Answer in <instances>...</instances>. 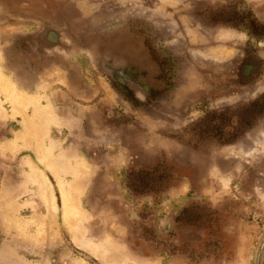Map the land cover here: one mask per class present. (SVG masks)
Returning <instances> with one entry per match:
<instances>
[{"label":"rangeland","instance_id":"obj_1","mask_svg":"<svg viewBox=\"0 0 264 264\" xmlns=\"http://www.w3.org/2000/svg\"><path fill=\"white\" fill-rule=\"evenodd\" d=\"M37 18L144 38L165 103H128L83 54H36ZM0 84V264H252L264 0H0Z\"/></svg>","mask_w":264,"mask_h":264},{"label":"water","instance_id":"obj_2","mask_svg":"<svg viewBox=\"0 0 264 264\" xmlns=\"http://www.w3.org/2000/svg\"><path fill=\"white\" fill-rule=\"evenodd\" d=\"M37 29L26 37V43L41 56L69 57L83 54L92 69L112 80L119 79L116 73L123 75L130 66V59L142 49L141 44L122 29H108L94 32H81L70 27L57 28L42 19L36 20ZM138 51V52H137ZM134 56V57H133ZM122 62L116 67L110 59ZM264 251V234L254 252L252 264H261Z\"/></svg>","mask_w":264,"mask_h":264},{"label":"flooded vegetation","instance_id":"obj_3","mask_svg":"<svg viewBox=\"0 0 264 264\" xmlns=\"http://www.w3.org/2000/svg\"><path fill=\"white\" fill-rule=\"evenodd\" d=\"M140 44L142 47L140 51L143 53H137L133 59L131 57L126 73L123 75L116 73L120 82L109 79V84L124 100L136 107L162 106L170 82L168 61L164 53L159 54L144 38ZM109 63L114 67L122 65L121 61L114 58L110 59ZM245 67L247 69L242 70V73L247 76L255 74L254 67L247 63Z\"/></svg>","mask_w":264,"mask_h":264},{"label":"bare ground","instance_id":"obj_4","mask_svg":"<svg viewBox=\"0 0 264 264\" xmlns=\"http://www.w3.org/2000/svg\"><path fill=\"white\" fill-rule=\"evenodd\" d=\"M0 85H2V84H0ZM1 87H2V86H1ZM5 89H6V88H5ZM2 90H3V89H2ZM6 90H7V89H6ZM0 91H1V90H0ZM7 93H9V92H7ZM5 100H6V99H5ZM19 102H20V101H19ZM20 103H21V102H20ZM20 105H21V104H20ZM21 106H22V105H21ZM21 108H22V107H21ZM43 150H44V149H43ZM45 159H46V158H45ZM40 180H43V181H44V179H42V177H40ZM40 180H39V181H40ZM44 182H46V179H45ZM39 183H41V182H39ZM42 183H43V182H42ZM48 185H49V184H48ZM43 186H44V185H43ZM48 187H49V186H48ZM48 187H46V188H48ZM43 188L45 189V187H43ZM45 191H46L47 194H48V193H49V194L51 193V191H50V192L47 191V190H45ZM62 194H63V193H62ZM48 198H49V195H48ZM52 198H53V197H52ZM49 201H50V200H49ZM52 201H53V200L51 199V202H52ZM51 202H50V203H51ZM53 202H54V201H53ZM65 202H67V201H65ZM50 203H49V207L52 206V205H51L52 203H51V204H50ZM53 205H54V204H53ZM52 207H53V206H52ZM50 208H51V207H50ZM52 209H53V208H52ZM54 210H55V209H53V211H54ZM53 211H52V213H54ZM64 211H65V210H64ZM49 212H50V214H52V213H51V209H50Z\"/></svg>","mask_w":264,"mask_h":264},{"label":"crops","instance_id":"obj_5","mask_svg":"<svg viewBox=\"0 0 264 264\" xmlns=\"http://www.w3.org/2000/svg\"><path fill=\"white\" fill-rule=\"evenodd\" d=\"M14 137H15V136H14ZM8 143H10V142H8ZM13 143H14V145H17V144H19L20 142H19V141L16 142V141L14 140ZM20 147H21V146L18 145V148H16V149H20ZM16 149L14 148V151H16Z\"/></svg>","mask_w":264,"mask_h":264}]
</instances>
